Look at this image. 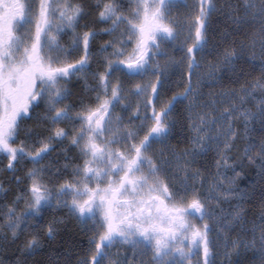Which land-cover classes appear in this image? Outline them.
Returning a JSON list of instances; mask_svg holds the SVG:
<instances>
[{
  "label": "snow or ice",
  "instance_id": "6c2138e0",
  "mask_svg": "<svg viewBox=\"0 0 264 264\" xmlns=\"http://www.w3.org/2000/svg\"><path fill=\"white\" fill-rule=\"evenodd\" d=\"M181 4L197 8L195 16L173 17ZM217 12L233 30L212 44ZM94 24L109 26L96 30ZM256 24L258 29L249 31ZM185 33L191 44L177 45ZM102 34L112 39L96 48ZM238 34L246 41L232 39ZM173 45L182 54L178 60L169 51ZM93 57L102 58L95 69ZM257 57L261 76L241 84L242 65L255 64ZM149 76L146 83H132ZM73 78H82L94 96L66 103L73 97ZM224 79L241 86L202 90ZM174 84L183 91L176 92ZM129 95L138 102L124 103ZM34 117L47 125L43 134L24 129ZM237 123L249 140L244 159L258 161L260 179L252 181L251 192L234 187L240 165L228 163L236 160L230 153L242 138ZM178 127L181 134L185 129L192 134L184 137L189 146L179 151L169 143ZM22 130L35 142L21 140ZM255 132L259 139L250 135ZM53 142L76 154L65 156L69 163L62 168L45 164L56 151ZM209 153H215L217 169L231 167L227 189L219 172L205 187L196 162ZM0 159L13 173L10 183L23 185L20 194L12 193L11 204L0 202V249L19 250L21 236L33 227L23 252L35 255L42 247L41 232L54 240L64 224L62 218L44 223L57 209L96 232L77 264H119L111 259L117 244L150 253L151 264H192L193 259L215 264L213 249L220 239L244 230L241 205L228 212L222 207L235 194L241 204L258 196L261 213L249 230L251 241L232 240V251L239 256L240 249L255 250L264 264V0H224L223 6L217 0H197L192 6L184 0H0ZM24 161L33 167L22 178L18 171ZM8 193L0 184V196L7 200ZM124 264L134 262L126 258Z\"/></svg>",
  "mask_w": 264,
  "mask_h": 264
},
{
  "label": "trees",
  "instance_id": "16d2710c",
  "mask_svg": "<svg viewBox=\"0 0 264 264\" xmlns=\"http://www.w3.org/2000/svg\"><path fill=\"white\" fill-rule=\"evenodd\" d=\"M218 6H223L224 0H217ZM212 24L214 25V30L211 33L212 44H218L220 42V37L223 32L227 31L232 33L233 26L231 23L225 19L223 13L217 12L212 17ZM259 25H254L249 29V31H256ZM184 36L180 41H177V45L184 41ZM232 39H237L240 41H246V37L243 34L233 35ZM227 43L228 41H224ZM176 45H173L169 48V51H172L178 60L182 55L179 52H175L174 49ZM209 62H215L213 56H209ZM245 78L241 80V84L245 81L251 82L254 79H258L261 76V72L259 70L258 64H243L242 65ZM173 80L178 81L176 76L173 77ZM241 84L233 83L228 79H224L215 87L218 90H228L229 88H239ZM176 92H182L183 88L178 87L177 85H172ZM175 94V92L169 93V97ZM183 122V116L180 117ZM259 126L257 125V128ZM191 132L188 129L183 131L181 134V128L178 127L175 133V138L170 139L169 143L171 146L176 148L177 150H182L189 145L184 142V137H191ZM253 137L259 139V132L251 133ZM215 153H209L207 156H203L198 158L196 162V168L200 169L202 176L207 178H211L212 175L215 174L216 165L214 162ZM258 161L256 163H248L244 170L242 171V175L240 177V190L241 192L247 191L251 192V184L255 179L259 181L258 175ZM248 198H245L247 201ZM241 207L245 210V219L246 223V237L247 241H251L252 235L249 231L252 229L253 222L259 223V217L261 213V205L259 202L258 196L254 199L253 202H244L241 204ZM53 216H45L44 223L47 224ZM36 221H34V224ZM245 234V233H244ZM40 239L42 241V247L37 251L35 255L29 256L22 251V248L19 245V250L16 247H10L7 250H3L0 252V260L5 261V264H14L15 261H18L19 264H77V261L83 258L89 250L90 244L88 241L90 240L89 234L87 232L80 231L76 226H65L62 225L60 227L59 235L54 240H47L46 234L41 232ZM258 239V233H257ZM145 255V251H142ZM241 255L237 256V254H233L231 259L229 260V264H259L258 252L255 250H249L244 252L243 249H240ZM219 259V257H218ZM146 262L144 264H151V256L148 255L145 259ZM215 264H222V261H215Z\"/></svg>",
  "mask_w": 264,
  "mask_h": 264
},
{
  "label": "flooded vegetation",
  "instance_id": "af4514ba",
  "mask_svg": "<svg viewBox=\"0 0 264 264\" xmlns=\"http://www.w3.org/2000/svg\"><path fill=\"white\" fill-rule=\"evenodd\" d=\"M193 2L197 3V0L190 1V2H189V0H184V3H187L188 5H189V3L192 5ZM178 7L181 10L183 8L181 14L175 15V17H178L180 19H183L185 17V15L188 14V13H191V14L195 13L196 14L197 11H198V9L195 8V9H192V10H188V12H187V9L183 7V4H181ZM195 14L193 15V17L195 16ZM108 26L109 25H105L104 24V26L103 27L100 26L99 29L102 30L103 28L108 27ZM185 34L187 35V33H185ZM62 38H64V37H62ZM109 39H112V38L107 36V35H103L102 34L101 37L97 39V41L95 43V47L99 48V46L101 44L107 42ZM101 60H102L101 57H93L92 58V65H93L94 69L98 66V61H101ZM163 62H164V60L161 59V63H163ZM176 77L178 78V81H180V77L179 76H176ZM117 78L122 80V81L127 82V77H124L122 73H118L117 74ZM150 78H151L150 76L149 77H145L144 79H140L138 77L132 83H142L143 84V83H146L147 80L150 79ZM88 84L89 85H94V81L91 78H89ZM126 86L127 87H131V85L127 84V83H126ZM69 87L73 91V97H72L71 100L67 101L66 103H72V102L78 100L81 97H87L89 95L94 96V93H90L89 91H87L85 89V85L83 83L82 78L81 79L73 78V81L69 85ZM137 102H138L137 99L135 97H132L131 95H129L128 100L124 101V103H126V104L127 103H137ZM38 112L42 115L43 114V109H39ZM119 114L123 115V113H119ZM135 123L136 122L133 121V124H135ZM59 127H65V125L61 124V125H59ZM46 128H47V125L42 124L35 117L33 119H31V120H26L25 123H24V129L32 131L34 133L43 134L45 132ZM41 138H44L43 135L41 136ZM21 140H24L29 145H31L32 143L35 142L34 140L27 139L25 137L24 130H22V132H21ZM17 143H19V142H17ZM53 146L56 147V151L51 154V156L48 158V160L45 161V164L51 163L53 167L62 168L64 164L69 163V161H66L64 159L65 156L72 157V156L76 155L75 153H72V152H63V151H61L60 147L55 145V142H53ZM156 147L159 148L161 146L157 145ZM75 163L78 164V163H80V161L76 160ZM6 165H7V160L6 159H0V184H3L6 188L9 189V193L7 194V200H5L3 196H0V202H5V203L11 204V201L13 199L12 193L20 194V188H22L23 185L18 187L15 183H10L12 181L13 173L6 170ZM32 167H33V165L31 163H29L27 161H24L23 164L19 166L18 174L23 178L24 174H25V170L26 169H31ZM64 178L65 179H71V176L68 175L67 173H65V177ZM60 182L63 183V179ZM19 210L20 211L24 210V205L23 204L19 205ZM46 216H49V217L53 216V218H58V219L62 218L64 220V224L63 225H65V226H73L74 225L80 231L87 232L89 234L90 238L96 235L95 231L85 230L84 227L82 225H80L79 222L74 217H71V218L68 217L66 210L53 209ZM194 222L197 223V224L199 223V221H194ZM30 223L34 225V221H30ZM88 228L91 229V224H89ZM34 231H35V229L33 227H29L28 229L25 230L23 236H21V239H20V241L18 243H19L20 247L22 248V251H23V245H24L25 240L27 238H30L29 234L34 232ZM91 247L92 246L90 245L89 248H91ZM111 250L114 251V253L116 254V256H115V258L113 260L118 261L119 264H124V260L126 258L131 260L133 256L136 258L137 261L140 260L141 263L144 264V262H146V260H142V259H145L146 257H148V255L151 256L150 253L145 255L142 252V251H144L143 249H139V248L138 249H133L130 245L117 244ZM1 251H2V249H0V252ZM213 251L215 253L214 259H215L216 262H218L219 261V259H218V251H219V249L215 248V249H213ZM199 259H202V253H201V257ZM192 264H196V259H193Z\"/></svg>",
  "mask_w": 264,
  "mask_h": 264
},
{
  "label": "rangeland",
  "instance_id": "374dc122",
  "mask_svg": "<svg viewBox=\"0 0 264 264\" xmlns=\"http://www.w3.org/2000/svg\"><path fill=\"white\" fill-rule=\"evenodd\" d=\"M190 1H194V0H189ZM69 2H73V3H79L80 0H69ZM197 3H194L192 5H195ZM190 6H192L190 3H189ZM192 9H195V7H190V8H187V12L188 10H192ZM183 10V8H182ZM182 10L179 9V7H177L176 9L173 10V17H175V15H179L182 13ZM195 13L192 14V16L194 15ZM183 15V14H182ZM83 23V22H82ZM94 24L93 25V28L96 29V30H100L99 27L100 26H104V24ZM258 25V24H256ZM83 30V29H81ZM184 36V41L185 40H188V36L186 34L183 35ZM182 36V37H183ZM63 41L65 43H67L68 41V37L67 36H64V38H62ZM188 43L189 45L191 44V41L188 40ZM256 63L259 64V59L257 57L256 59ZM201 75L202 76H206V70L205 69H201ZM202 87V90L205 92V93H208V92H213V93H217L219 92L220 90L217 91V87H204L203 85L201 86ZM249 107H252L251 105H249ZM237 129L238 131L241 132V136L242 138L238 140L237 142V150L233 153H230V155L232 156H235L236 157V160H229L228 163L230 166H234L236 164H239L240 166L237 167V172H239V176L236 177L235 179V185L234 187L237 189V190H240V177L242 175V171L244 170L245 166L250 163L248 162L247 160L244 159V151L243 149L246 148L249 144V140L247 137H244L243 134H242V128H241V125L239 123H237ZM251 135V134H250ZM179 151V150H178ZM252 164V163H251ZM219 172V177L221 179V181L223 182L224 184V188L227 189V187L229 186L228 185V180L232 179L233 178V173L231 171V167H229L228 169H224V168H220V169H217L216 167V171H215V174L211 176V178H207L205 176H202V178L204 179V181L206 182L205 183V187H207L209 184H211L213 182V180L216 178L217 176V173ZM241 191V190H240ZM239 200L236 198L235 194H233V196L231 197V200L230 201H226L222 204V207L224 208L225 212H228V211H231L233 209H235L237 207V205L239 204ZM243 229H236L235 231H230L227 233L226 236L222 237L220 239V242L218 244V247L217 249H219L218 251V257H219V260L222 261V264H229V260L231 259L232 255L233 254H236L235 252L232 251V248H231V241L232 240H236L238 238L242 239V240H246L247 241V237L246 235V226H243ZM245 233V234H244ZM258 240V239H257ZM256 247L258 248L259 247V244L257 243ZM245 252V251H244ZM111 259L113 260L116 256V254L114 253V251L111 250ZM226 253H230V255H226ZM230 258V259H229ZM259 258V256H258ZM134 264H142L141 261H137L136 258L133 256L132 259ZM114 262L116 260H113Z\"/></svg>",
  "mask_w": 264,
  "mask_h": 264
}]
</instances>
